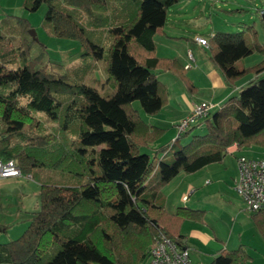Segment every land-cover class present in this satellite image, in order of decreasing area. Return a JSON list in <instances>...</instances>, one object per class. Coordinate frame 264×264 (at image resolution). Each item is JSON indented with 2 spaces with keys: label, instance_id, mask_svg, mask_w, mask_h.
<instances>
[{
  "label": "trees",
  "instance_id": "16d2710c",
  "mask_svg": "<svg viewBox=\"0 0 264 264\" xmlns=\"http://www.w3.org/2000/svg\"><path fill=\"white\" fill-rule=\"evenodd\" d=\"M178 1L25 0L28 10L47 5L42 24L50 34L81 43L75 78L47 57L26 17L10 15L18 43L11 55L0 45V158L14 159L21 175L39 183V204L20 235L0 243V264H140L161 234L185 247L177 227L184 219L202 220L205 210L179 205L168 212L160 187L179 172L221 162L232 144L264 145V45L250 24L216 31L207 47L228 85L248 73L252 79L153 155L141 150L164 131L132 104L138 100L154 114L166 103V84L154 71H168L195 90L176 58L155 53L154 32ZM258 22L264 33V9ZM253 52L262 55L257 62L238 63ZM11 57L13 65L6 62ZM87 58L105 62L100 90L84 81L94 68ZM200 123L204 132L175 144ZM38 168L57 175L41 178ZM251 217L264 237V209ZM249 260L239 245L221 248L206 264Z\"/></svg>",
  "mask_w": 264,
  "mask_h": 264
},
{
  "label": "rangeland",
  "instance_id": "374dc122",
  "mask_svg": "<svg viewBox=\"0 0 264 264\" xmlns=\"http://www.w3.org/2000/svg\"><path fill=\"white\" fill-rule=\"evenodd\" d=\"M24 1L0 0V24L2 22H10L9 20L12 18L10 15L26 17L32 25L29 30L32 29L34 31V34L29 32L30 35L45 44L47 57L60 64V71H65L69 73L70 77L75 78L73 67L82 58L83 48L81 43L77 39L57 37L50 34L42 24L47 5L42 2L37 9L28 10L24 7ZM185 1L190 2V8L195 5L199 7L202 4L199 0H180V5ZM257 2L260 3L259 5L264 6V1L257 0ZM251 12L255 14L254 10ZM222 14H224V11L219 8L212 10L210 18L218 21ZM202 15L203 13L200 12L199 16ZM205 15L209 17L208 13H205ZM7 16H10V18L8 19ZM12 27H16L13 21L8 23L7 27H3L4 29L0 28L2 36L0 45L5 48L4 51L9 50V55H11V47H15L18 43L16 33L9 30ZM258 38L264 43V33L261 28ZM255 55H257L255 59V62H257L261 58V54L255 52ZM16 58L11 57L6 62L13 65V63L17 62ZM92 60L94 68L87 73L84 81L100 90L101 84L107 77V73L104 70L105 62L103 59H97L95 62ZM168 76L172 77L174 81L182 83L174 74L168 73L164 75L166 78ZM132 104L137 108L140 116L149 123H160L168 120L165 115L166 110H164L165 112L160 111L148 114L142 110L138 100H134ZM46 123L51 125L48 121ZM166 124H161L165 126V132L163 131L157 139L142 147V151L153 155L156 147L172 142L176 136L172 137L170 135V127H173L175 132L178 133L177 128H175L176 125ZM204 130L203 124L200 123L193 128L189 135L182 136L176 140L175 144L180 146L187 142L192 134L201 133ZM256 149H258V146H253L252 150L244 149L240 153L251 155V151ZM160 155L161 152L156 155V158ZM235 167H237L236 153L227 152L222 162L211 163L207 168H202L192 173L179 172L170 182L160 187V191L164 195L165 209L168 212H174L179 205L205 209L202 220L184 219L180 226L177 227L180 232L188 236L189 242H193L194 239L191 235V230L195 227H204L205 224L207 226L206 230L219 238L218 241L212 237L213 243L216 244L214 252L219 247L233 249L242 245L250 256L248 264H264V237L258 232L253 218L244 211L242 199L235 192L233 183L230 181L231 174H233L231 169ZM37 170L41 178L49 177L53 180L57 175V172L52 169L38 168ZM38 191V182L29 175L0 179V224L7 226L5 230H0V243L18 237L26 228L33 212L38 209ZM195 243L197 245L192 244L189 248L191 264H206L211 256L206 252H210V250L205 251L202 247L208 249L209 247L212 248V245L205 247L201 242V244L197 243V241ZM145 262L143 261L140 264H145Z\"/></svg>",
  "mask_w": 264,
  "mask_h": 264
},
{
  "label": "crops",
  "instance_id": "0c3cea01",
  "mask_svg": "<svg viewBox=\"0 0 264 264\" xmlns=\"http://www.w3.org/2000/svg\"><path fill=\"white\" fill-rule=\"evenodd\" d=\"M179 1L168 7L164 24L156 28L154 32L153 39L155 42V53L162 57L176 58L186 69V75L194 85L195 90L193 92L187 90L182 81L183 84H180L178 81H174L170 76L167 78L164 77L165 74L170 73L168 71H154L156 76L163 81L167 87L168 93L166 103L158 112H165L164 110H166L165 115L168 117V120L160 123L153 122L154 124L147 122L145 119L144 121L151 126H160L163 129H165V126H162V123L175 126L178 121L182 120L190 113L193 105L197 102L205 100L213 103H221L225 101L230 95L237 94L239 88L254 76L253 73L245 74L236 79L233 84L228 85L218 66L209 58L208 47L199 44L194 39L195 35H202L208 39L216 31L244 30L248 25L254 24V28H256V38L264 45V43L258 38L260 33L258 13L264 9V6L259 5L260 3H258L257 0H199L202 4L199 5V7L196 5L191 6V8L189 7V1L182 2L181 5ZM218 8L223 10L224 14H222V17L216 21L210 18V14L212 10ZM234 8L241 10L232 12V9ZM253 10L255 14L251 12ZM200 12L203 13L202 16H199ZM205 13H208L209 17H206ZM252 38L253 35L250 34V39ZM189 54L192 55V60L189 59ZM256 56L255 52H253L240 59L238 63L243 66L252 65L256 61ZM186 64L189 65L186 67ZM170 128V135L172 137L176 136L177 133L175 132V129L173 127ZM253 146H258V149L251 151V155L240 153V151L244 149L252 150ZM228 152L236 153V158L239 154L249 157H264V145H250L239 149L236 144H232L228 147ZM209 165L210 164L202 168H207ZM231 171L233 174H231L230 181L233 183L232 185H234V179L237 176V167L231 169ZM2 225L3 224H0V227ZM205 226L206 225L204 224V227H195L191 230V235L194 237L193 242H189L188 236L177 229V231L184 236V243L188 250L190 264L192 262L190 259L189 248L192 244L197 245L195 241L199 244L203 243L205 247L212 245V248L209 247L208 249L202 247L205 251L210 250V252H206L209 256L211 255L210 259L222 248L219 247L216 252H214L216 244L213 243L212 237L218 241L219 238H217L216 235L213 236L207 231V226Z\"/></svg>",
  "mask_w": 264,
  "mask_h": 264
},
{
  "label": "built area",
  "instance_id": "2783aa9c",
  "mask_svg": "<svg viewBox=\"0 0 264 264\" xmlns=\"http://www.w3.org/2000/svg\"><path fill=\"white\" fill-rule=\"evenodd\" d=\"M194 39L201 45H208L207 37L195 35ZM188 57L190 60L193 58L191 54ZM218 105L219 103L205 100L195 103L190 113L176 124L177 134L207 116ZM236 161L237 176L233 186L243 200L244 211L252 215L256 211L264 209V157L239 155ZM20 175V168L14 159L2 160L0 158V178ZM145 264H190L188 250L161 234L149 249Z\"/></svg>",
  "mask_w": 264,
  "mask_h": 264
},
{
  "label": "water",
  "instance_id": "95a60500",
  "mask_svg": "<svg viewBox=\"0 0 264 264\" xmlns=\"http://www.w3.org/2000/svg\"><path fill=\"white\" fill-rule=\"evenodd\" d=\"M29 32L34 34V31L32 29H30ZM0 230H1V227H0Z\"/></svg>",
  "mask_w": 264,
  "mask_h": 264
}]
</instances>
